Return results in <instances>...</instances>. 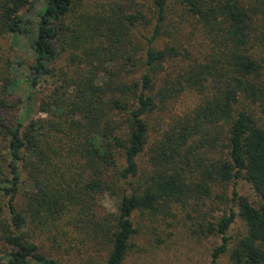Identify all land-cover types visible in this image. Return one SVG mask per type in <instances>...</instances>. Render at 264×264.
Returning <instances> with one entry per match:
<instances>
[{"label":"trees","instance_id":"obj_1","mask_svg":"<svg viewBox=\"0 0 264 264\" xmlns=\"http://www.w3.org/2000/svg\"><path fill=\"white\" fill-rule=\"evenodd\" d=\"M40 3L34 33L23 14ZM175 20L193 25L202 41L192 49L209 50L207 56L190 60L169 43L157 47ZM9 34L30 36L34 58L22 116L11 124L4 114L17 106L8 100L15 83L4 72L10 58L0 53V136L8 152L6 170L0 165V264H60L33 241L31 225L44 214L67 225L85 213L92 217L98 194L114 200L116 211L90 221L92 246L108 251L101 264H122L135 211L208 197L211 180L233 187L231 205L215 225L219 243L211 264L228 251L236 218L245 233L230 260L264 264V0H94L88 6L82 0H0V38ZM61 53L73 76L60 78L39 107L59 121L25 124L34 90L42 78L56 77ZM186 91L198 104L150 142V120ZM53 134L65 138L90 173L85 181L66 179L63 171L58 180L48 176L46 137ZM145 153L150 170L140 174ZM192 174L201 181L187 178ZM239 181L248 195L235 189Z\"/></svg>","mask_w":264,"mask_h":264},{"label":"rangeland","instance_id":"obj_2","mask_svg":"<svg viewBox=\"0 0 264 264\" xmlns=\"http://www.w3.org/2000/svg\"><path fill=\"white\" fill-rule=\"evenodd\" d=\"M82 1L87 6L94 3V0ZM241 1L247 5L253 2V0ZM42 8L43 4L40 3L33 11L28 13L24 11L23 14L29 28L34 33L38 22L37 14ZM199 41H202L201 37L193 29V25L188 21L184 23L176 21L172 24L169 34L161 37L156 45L162 47L169 43L180 52L184 50V55L185 53L191 55L190 60L193 58L200 60L209 54V50H203L202 54H197L192 48L196 47ZM31 42L32 39L28 35L9 34L0 38V53L10 58V65L6 66L4 72L15 83L10 90L8 100L10 104L15 103L17 106L4 114L11 124L15 119L21 118L29 92L25 75L34 58ZM67 66V54L61 53L54 65L56 77L42 78L34 90L31 100L33 103L32 112L25 124L36 119L59 121L54 116L40 112L39 107L40 102L46 100L53 88L61 83L60 78L73 76ZM198 102V96L194 92L186 91L183 97L170 103L165 112L154 116L149 122L150 142L157 140V132L164 130L172 118L181 112L184 114L191 112ZM18 108L19 110H17ZM250 110L258 112L256 106L251 105ZM46 140L50 148L49 151H46L51 160V165L48 168L51 171L48 174L50 178L58 180L62 171L66 179L74 181L82 182L90 176V173L84 172L75 160L76 158L69 153L66 140L62 135L53 134L47 136ZM147 151L148 149H146V153ZM146 153L138 160L140 174L150 170ZM7 157L6 142L0 136V165L4 170H6ZM187 178L201 181L197 174H192L191 177L187 175ZM28 185H31V182L27 181L23 193L29 191ZM208 187L210 189L208 197L198 199L191 196L184 199L185 205L183 202L170 201L161 203L157 211H135L131 217L135 233L129 241L128 251L122 264H211V253L219 243L215 225L231 205L233 187L230 183H221L217 180L209 181ZM235 189L240 194H249L248 187L244 182L239 181ZM90 198L91 196L88 197V199ZM92 198L93 216H87L86 213L83 216L78 214L77 220L69 225L63 224L64 220L52 223L50 219H45V214L40 217L41 223L38 224L34 221L35 217L26 210L25 200H19V202H24L23 210L30 220L34 221L30 233L33 241L37 243L43 253L53 256L60 264H101L105 261L108 251L102 246H92V243L95 242L92 241L93 236L87 227H90V221L98 220V218L101 220L103 217L115 214L116 205L114 200L106 195L98 194ZM72 208L79 211V207H70V209ZM65 212L64 216H68L69 210ZM44 221L49 226L43 225ZM244 233V223L240 218H236L228 231L231 238L228 251L219 258L217 264H234L230 260V252Z\"/></svg>","mask_w":264,"mask_h":264}]
</instances>
